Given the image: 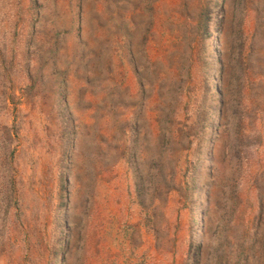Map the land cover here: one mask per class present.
<instances>
[{
	"label": "rangeland",
	"instance_id": "374dc122",
	"mask_svg": "<svg viewBox=\"0 0 264 264\" xmlns=\"http://www.w3.org/2000/svg\"><path fill=\"white\" fill-rule=\"evenodd\" d=\"M0 264H264V0H0Z\"/></svg>",
	"mask_w": 264,
	"mask_h": 264
},
{
	"label": "bare ground",
	"instance_id": "6f19581e",
	"mask_svg": "<svg viewBox=\"0 0 264 264\" xmlns=\"http://www.w3.org/2000/svg\"><path fill=\"white\" fill-rule=\"evenodd\" d=\"M114 77H115V76H114ZM114 77H113V79H115ZM118 78H119V77H118ZM117 81H118V80H117ZM114 82H116V81H114ZM117 83H118V82H117ZM110 86H111V85H110ZM110 97H111V95H110ZM113 99H114V98H113ZM115 99H116V98H115ZM110 104H111V102H110ZM111 108H112V107H111ZM110 110H111V109H110ZM116 111H118V110H116ZM114 112H115V111H114ZM118 112H119V111H118ZM111 113H112V112H111ZM119 114H120V113H119ZM111 115H112V114H111ZM114 120H115V119H114ZM111 122H112V121H111ZM119 122H120V121H119ZM120 127H121V126H120ZM114 133H115V131H114Z\"/></svg>",
	"mask_w": 264,
	"mask_h": 264
},
{
	"label": "trees",
	"instance_id": "16d2710c",
	"mask_svg": "<svg viewBox=\"0 0 264 264\" xmlns=\"http://www.w3.org/2000/svg\"><path fill=\"white\" fill-rule=\"evenodd\" d=\"M224 72H225V67H224Z\"/></svg>",
	"mask_w": 264,
	"mask_h": 264
}]
</instances>
